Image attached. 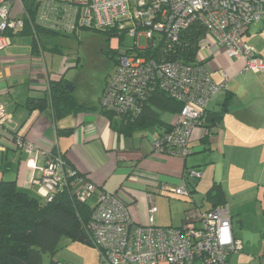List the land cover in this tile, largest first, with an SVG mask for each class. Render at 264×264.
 Returning <instances> with one entry per match:
<instances>
[{
	"label": "built area",
	"instance_id": "1",
	"mask_svg": "<svg viewBox=\"0 0 264 264\" xmlns=\"http://www.w3.org/2000/svg\"><path fill=\"white\" fill-rule=\"evenodd\" d=\"M27 1L36 7V24L46 29L65 34H74L80 28L126 29L140 51L177 42L182 32L194 24L204 26L193 63L161 61L137 52L122 55L102 94V107L116 114L137 116L141 102L158 90L182 103L171 129L152 141L157 153L182 159L192 154L191 142L195 130L203 126L204 111L210 101L224 93L230 79L226 73L220 83L212 78L207 66L213 58L224 54L242 62L243 72H264L258 52L244 40L252 25H264V0H0V51L12 44L8 31L25 29L27 22L20 15L28 14ZM16 9L19 11L14 14ZM141 38L143 46H139ZM42 56L37 60L40 65ZM4 72V68L0 70V78ZM45 75L33 77L32 83L50 94L51 80L47 71ZM10 119L0 103V125ZM14 143L30 154L38 151L22 134ZM45 163L43 177L37 183L43 197L52 199L75 172L61 154L47 153ZM130 180L143 181L138 176ZM75 182L81 201L96 193V186L85 177ZM145 183L153 187V192L147 193L149 207L144 224L131 216L137 199L127 187L97 194L86 236L100 250L105 264H228L230 255L243 250L242 240L233 235L227 207L208 212L193 210L180 227L156 226L157 194L172 192L189 198L191 192L185 180L177 186L158 180ZM262 260L264 264V256Z\"/></svg>",
	"mask_w": 264,
	"mask_h": 264
},
{
	"label": "crops",
	"instance_id": "2",
	"mask_svg": "<svg viewBox=\"0 0 264 264\" xmlns=\"http://www.w3.org/2000/svg\"><path fill=\"white\" fill-rule=\"evenodd\" d=\"M20 16L23 18L22 14ZM255 30L261 31L260 36L264 38L263 24H257ZM251 33L250 27L246 34ZM10 38L11 46L0 51V70L5 69L4 76L0 78V103L11 116L10 120L0 125V180H15L19 189L42 198L37 181L43 177L47 153L65 155L66 160L96 186L95 194L117 192L121 187H127L137 199L131 207V216L142 224L147 222V193L153 192V187L145 181L158 180L177 186L185 180L191 192L189 198L183 197L184 202L189 204L185 214L179 212L172 216L171 212L158 208L154 223L161 227L182 226L187 215L196 209L201 212L213 210L207 193L214 183H218L224 191L226 201L222 207L227 208L232 200L237 203L248 191H251L249 197L253 199L257 186H264V72H243L242 62L230 60L224 54L213 58L207 66L212 78L220 83L226 73L230 79L226 91L209 102L205 122L193 135V152L182 159L157 153L152 146V141L165 133L175 121L176 114L171 111L167 112L175 115L174 120L170 115L162 118L161 111L157 110L163 124L137 130L131 136L113 129L109 118L100 109L101 96L110 80L105 82L97 105L80 101L74 95L79 103L88 107L77 114L56 118L49 104L43 110H30L27 106L29 99H44L47 96L40 86L32 83L33 77L46 76V64L37 63L45 51L33 54L32 41L30 45L22 40L14 45L13 37ZM113 39L110 47L117 50L119 41ZM256 51L264 62V49ZM62 75L65 78L64 72L50 74L47 71L50 80ZM226 92L232 98L227 112L216 125L210 115L222 110ZM20 134L37 146L38 151L30 154L16 148L14 141ZM5 162L11 164V168L3 173ZM132 176H138L143 181H131ZM192 179L195 182H191ZM171 194L174 193L157 194L154 203L157 205L162 201L161 196L170 198ZM205 202L209 204L206 209ZM236 205H240L239 202ZM232 232L235 238L242 240L243 250L230 255L228 264H252L247 240L236 234L233 228Z\"/></svg>",
	"mask_w": 264,
	"mask_h": 264
},
{
	"label": "trees",
	"instance_id": "3",
	"mask_svg": "<svg viewBox=\"0 0 264 264\" xmlns=\"http://www.w3.org/2000/svg\"><path fill=\"white\" fill-rule=\"evenodd\" d=\"M26 8L28 14L23 17L27 22L25 29L18 32L8 31L7 35L9 37L31 36L33 54H38V51L43 54L46 50L59 51V47L52 43H54L57 34L63 33L36 24L37 11L31 1H27ZM86 29L105 33L109 42L113 38H117L119 48H123L121 56L137 52L140 55H147L161 61L183 63L195 61L198 43L205 32L202 24H194L182 32L177 42H169L167 45L159 47H148L145 51H140L137 48L136 39L132 36L133 46L125 44L126 37L130 36L126 29L120 30L116 27ZM105 51L108 55H112V59L117 64L119 58H116V55H119V51L111 49L109 43ZM67 83L68 80L63 75L58 79L53 78L50 81V94H47L44 99H29L27 101L28 108L43 110L49 104L56 118L77 114L87 109V105L79 103L73 92L68 90ZM226 95L222 110L210 115V119L216 125L228 110L232 96L227 92ZM182 107V103L171 98L166 92L158 90L141 102V111L137 116L133 113L116 114L105 110L102 106L100 109L109 118L111 126L116 132L131 136L137 130H146L162 125L163 121L157 110L171 111L178 115ZM206 113L205 110L202 124L205 122ZM115 117L119 118L115 119ZM172 126L173 123L167 131ZM63 156L65 157V155ZM66 163L75 174L68 177L67 185L63 186L52 199L40 198L19 189L15 180H0V264H67L54 258L59 250L61 239L67 237L75 242L82 234L86 235V226L92 218L95 205H91L88 200L81 201L78 198L79 187L75 180L84 177V175L80 174L67 160ZM10 166L11 164L5 162L2 167L3 173L9 171ZM207 198L213 204L212 209L222 207L225 200L224 191L218 183L212 185L207 193ZM86 239L89 244L93 245L89 237L86 236ZM46 257L49 258L48 262L45 261Z\"/></svg>",
	"mask_w": 264,
	"mask_h": 264
},
{
	"label": "rangeland",
	"instance_id": "4",
	"mask_svg": "<svg viewBox=\"0 0 264 264\" xmlns=\"http://www.w3.org/2000/svg\"><path fill=\"white\" fill-rule=\"evenodd\" d=\"M18 11L16 9L14 14ZM256 26L257 24L252 25V33L246 34L244 38L259 51L264 49V38L260 36L261 31L255 30ZM21 40L30 45L32 37L15 36L12 38L14 45L21 43ZM144 42V39L141 38L139 46H143ZM108 43L110 46L105 33L86 28H80L74 34H57L52 45L58 46L60 50L59 52L46 50L42 56V65L46 64V71L50 74L64 72L65 79L74 87L75 97L80 101L97 105L105 82L112 79L117 66L112 55H108L105 51ZM125 44L133 46L134 39L127 36ZM117 50L119 55H116V58H119L123 54V48L118 47ZM24 82L26 81L24 80ZM160 114L162 118L170 115L171 120L175 119L173 113L161 111ZM191 173L195 174V172ZM191 182H195L194 179ZM243 195V197H247H242L243 199L238 201L240 205H236L238 202L235 203L233 200L228 205L233 216L232 228L236 234H241V237H245L247 240L250 247V259L253 260L252 264H262L264 255V186H257L252 195L253 199L249 197L251 191ZM169 197L161 196L162 201L157 203V207L163 211L171 212L172 216L179 212L185 214L184 211L189 206L184 202L185 198H178L174 194ZM88 202L95 205L97 194L90 197ZM208 207L209 204L205 202L204 209ZM54 258L67 264H105L96 246L79 241L74 242L67 237L61 239L59 250ZM45 261L48 262L49 258L46 257Z\"/></svg>",
	"mask_w": 264,
	"mask_h": 264
},
{
	"label": "water",
	"instance_id": "5",
	"mask_svg": "<svg viewBox=\"0 0 264 264\" xmlns=\"http://www.w3.org/2000/svg\"><path fill=\"white\" fill-rule=\"evenodd\" d=\"M66 87L68 88L69 91L73 92V90H74L73 85H71V84H67ZM78 241H79V242H82V243H87V244H89V242H88L87 239H86V235H85V234H82V235L80 236V238L78 239Z\"/></svg>",
	"mask_w": 264,
	"mask_h": 264
}]
</instances>
